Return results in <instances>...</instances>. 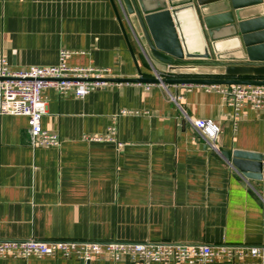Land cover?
<instances>
[{
    "label": "crops",
    "instance_id": "crops-1",
    "mask_svg": "<svg viewBox=\"0 0 264 264\" xmlns=\"http://www.w3.org/2000/svg\"><path fill=\"white\" fill-rule=\"evenodd\" d=\"M247 1L239 4L238 14L248 44L230 1L218 5L222 34L225 40L238 37L251 57H264V5L248 6ZM113 2L122 17L118 0ZM115 7L112 0H0V53L11 70H21L54 65L65 49L70 51L69 66L108 67L114 77H137ZM122 22L142 75L152 77L154 70ZM145 84L122 82L82 98L44 88L41 126L59 136L58 146L33 147L25 116L0 115V240L264 245V175L261 180L245 177L221 153H264V113L245 104L235 117L220 93L205 84L166 89ZM168 93L180 96L177 103ZM119 109L138 111L119 117V149L107 140L85 138L103 135ZM186 117L219 125L216 151L195 134ZM0 264L134 263L128 257L114 261L101 255L89 262L74 257L0 258Z\"/></svg>",
    "mask_w": 264,
    "mask_h": 264
},
{
    "label": "built area",
    "instance_id": "built-area-1",
    "mask_svg": "<svg viewBox=\"0 0 264 264\" xmlns=\"http://www.w3.org/2000/svg\"><path fill=\"white\" fill-rule=\"evenodd\" d=\"M70 51L61 49L58 62L54 65H33L27 69L11 70L3 53H0V115L25 116L27 118L30 143L33 147L58 146L59 136L44 130L41 117L46 111L47 100L42 90L55 89L60 95L72 93L84 97L95 89H106L122 82L107 80L115 78L108 67L69 66L66 63ZM152 77L160 79L155 72ZM155 83H146V86ZM166 89V85L159 83ZM207 90L220 93L226 105L233 109L236 117L245 104L264 113V85L209 84ZM177 103L178 95L167 94ZM138 114V111L119 109L111 116V123L103 135H85L88 140H107L117 149L122 146L118 139V119L122 115ZM195 134L201 137L213 151L217 150L216 140L219 125L211 119L186 117ZM107 255L114 261L128 257L134 264L174 263L207 264L221 259L235 262L246 257L264 260V245L218 243H180L172 241H125L110 239L93 241L86 239H37L28 237L17 240H0V258L28 259L31 256H49L69 259L74 257L89 262L93 257Z\"/></svg>",
    "mask_w": 264,
    "mask_h": 264
},
{
    "label": "water",
    "instance_id": "water-1",
    "mask_svg": "<svg viewBox=\"0 0 264 264\" xmlns=\"http://www.w3.org/2000/svg\"><path fill=\"white\" fill-rule=\"evenodd\" d=\"M230 1L235 10L244 45L243 20L239 18V4L245 0H118L122 17L118 20L128 42L138 76L133 78H108L115 82H139L164 85L184 84H249L264 85V57H251L249 47L243 49L238 37L228 41L222 34L219 16L220 3ZM250 5H264V0H249ZM229 7L225 8L228 13ZM194 15L196 29L202 40L200 51L188 48V38L183 32L182 12ZM262 16V15H260ZM130 27L136 43L152 71L162 77H144L135 53L129 43L122 21ZM225 30V29H224ZM236 34V33H234ZM229 46V48H225ZM245 50L243 56L238 51ZM222 155L245 177L261 180L264 175V153L232 150Z\"/></svg>",
    "mask_w": 264,
    "mask_h": 264
},
{
    "label": "bare ground",
    "instance_id": "bare-ground-1",
    "mask_svg": "<svg viewBox=\"0 0 264 264\" xmlns=\"http://www.w3.org/2000/svg\"><path fill=\"white\" fill-rule=\"evenodd\" d=\"M180 17L183 19V32L188 38V48L191 51H200L202 49V40L197 32L194 15L190 11L182 12Z\"/></svg>",
    "mask_w": 264,
    "mask_h": 264
}]
</instances>
